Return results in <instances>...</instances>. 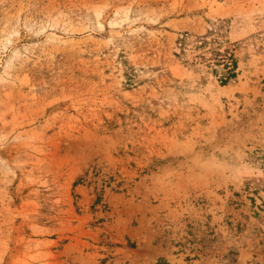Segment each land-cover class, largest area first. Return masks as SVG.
Returning a JSON list of instances; mask_svg holds the SVG:
<instances>
[{
  "label": "rangeland",
  "instance_id": "374dc122",
  "mask_svg": "<svg viewBox=\"0 0 264 264\" xmlns=\"http://www.w3.org/2000/svg\"><path fill=\"white\" fill-rule=\"evenodd\" d=\"M0 264H264V0H0Z\"/></svg>",
  "mask_w": 264,
  "mask_h": 264
},
{
  "label": "trees",
  "instance_id": "16d2710c",
  "mask_svg": "<svg viewBox=\"0 0 264 264\" xmlns=\"http://www.w3.org/2000/svg\"><path fill=\"white\" fill-rule=\"evenodd\" d=\"M236 77L235 74V66L233 67H227L224 78H226V81H223L224 84H227L226 82L231 80L232 78Z\"/></svg>",
  "mask_w": 264,
  "mask_h": 264
}]
</instances>
